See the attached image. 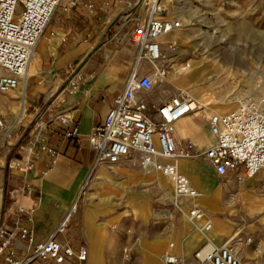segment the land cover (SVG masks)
Instances as JSON below:
<instances>
[{
    "label": "crops",
    "instance_id": "0c3cea01",
    "mask_svg": "<svg viewBox=\"0 0 264 264\" xmlns=\"http://www.w3.org/2000/svg\"><path fill=\"white\" fill-rule=\"evenodd\" d=\"M137 1L78 0L69 6L68 0H63L33 51L24 83L0 94V117L6 126L14 124L8 143L0 148L1 169L6 157L7 161L23 157L34 135L41 139L34 145V169L26 174L12 171L6 177L12 190V213L38 199L31 216L32 246L46 241L76 202L78 216L57 240L75 252L83 247L86 260L78 262L71 257L63 264H163L161 257L169 243L173 254L188 261L203 242L187 223L172 228L149 224L154 214L137 187L159 176L143 172L136 155L93 167L87 138L124 88L135 56L131 30L145 13ZM75 73L81 78L80 85L76 93L69 94L67 83ZM4 74L0 69V76ZM192 98L203 112L176 121L173 137L179 150L189 145L202 153L213 144L203 114L220 115L231 105L224 103L215 110L199 102L197 96ZM168 99L165 94L150 104ZM74 127L76 135L66 137ZM176 162L179 172L200 194L193 203L213 216L220 234L228 233V224L218 215L225 212L227 197L234 195L230 185L234 180L217 177L202 156ZM86 180L89 191L78 204ZM244 182L247 187L264 185V169ZM244 196L249 208L251 196Z\"/></svg>",
    "mask_w": 264,
    "mask_h": 264
},
{
    "label": "built area",
    "instance_id": "2783aa9c",
    "mask_svg": "<svg viewBox=\"0 0 264 264\" xmlns=\"http://www.w3.org/2000/svg\"><path fill=\"white\" fill-rule=\"evenodd\" d=\"M62 1L0 0V69L5 71L0 76V94L24 83L33 51ZM77 1L68 0V5L74 6ZM136 5L145 8V17L142 21L137 20L131 30L135 56L124 88L87 138L93 153V167L112 165L136 155L143 172L160 173L172 184L176 197L192 203L187 218L196 230V223L201 222L200 233L205 236L211 223L193 203L198 192L179 172L176 161L202 156L217 177H231L238 186L256 176L264 168V77L256 71L250 75L251 87L236 92L234 110L221 115L203 114L213 137L211 147L202 153L192 150L189 145L179 150L173 137L175 122L200 110L183 92L158 105L148 103L144 97L166 76V66L159 65L162 59L160 39L177 29L179 22L165 16L161 0H138ZM142 63L154 68L155 79L141 73ZM80 80L78 74H73L66 92L76 93ZM13 130L14 124L6 126L0 117V148L8 143ZM74 135L76 127L65 134L66 137ZM38 140L41 139L34 135L23 157L8 162L10 171L26 174L34 169L37 160L34 145ZM37 205L38 199H33L28 208L18 206L9 221L0 224V264L48 261L63 264L71 257L84 262L86 250L83 247L75 252L67 243L57 240L75 211L76 202L54 233L46 241L32 246L31 216ZM172 248L170 243L163 253V264H241L236 249L228 242L215 244L206 240L189 261L173 254Z\"/></svg>",
    "mask_w": 264,
    "mask_h": 264
},
{
    "label": "rangeland",
    "instance_id": "374dc122",
    "mask_svg": "<svg viewBox=\"0 0 264 264\" xmlns=\"http://www.w3.org/2000/svg\"><path fill=\"white\" fill-rule=\"evenodd\" d=\"M161 3L165 16L178 21L179 27L160 39L162 59L159 65H165L168 71L165 79L144 95L147 102L158 101L165 94L170 98L183 92L197 96L199 102L202 100L204 105L215 110L230 103L231 107L220 115L234 110L236 92L251 87L250 75L256 71L264 77V0H161ZM141 69L142 74L155 79L152 66L142 63ZM2 155L0 151V157ZM7 159L4 167H0V224L9 221L13 214L9 198L12 190L6 185L7 173L12 172ZM149 174H157L159 179L137 187L154 214L149 224L172 228L174 224L179 227L180 223H187L202 237L201 245L206 240L215 244L228 242L238 251L241 264H264V185L230 184L234 195L227 197L226 210L218 215L229 226L226 234H220L213 216L200 208L211 223L204 236L200 233V224H196L199 229L196 230L187 218L192 203L176 197L172 184L160 173ZM88 180L78 204L85 201ZM247 193L252 199L249 208L244 196ZM77 216L76 205L68 223Z\"/></svg>",
    "mask_w": 264,
    "mask_h": 264
},
{
    "label": "bare ground",
    "instance_id": "6f19581e",
    "mask_svg": "<svg viewBox=\"0 0 264 264\" xmlns=\"http://www.w3.org/2000/svg\"><path fill=\"white\" fill-rule=\"evenodd\" d=\"M166 73H167V72H166ZM164 79H165V78H164ZM164 79H163V80H164ZM163 80H162V81H163ZM162 81H159V82H162ZM187 95H188V94H187ZM188 96H189V95H188ZM190 97H191V96H190ZM191 99L194 101V104H195L196 108L199 109L200 111H202V109H201L200 107L197 106L198 103H196L195 100H194L192 97H191ZM201 101H202V100H201ZM202 112H203V111H202ZM207 115H208V114H207ZM213 115H216V114H213ZM176 165H177V163H176ZM177 167H178V165H177ZM196 224H197V223H196ZM199 224L201 225V222H199ZM237 255L239 256L238 251H237Z\"/></svg>",
    "mask_w": 264,
    "mask_h": 264
}]
</instances>
